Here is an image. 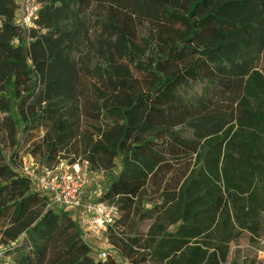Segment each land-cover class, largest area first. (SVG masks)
<instances>
[{"label":"trees","instance_id":"obj_1","mask_svg":"<svg viewBox=\"0 0 264 264\" xmlns=\"http://www.w3.org/2000/svg\"><path fill=\"white\" fill-rule=\"evenodd\" d=\"M0 0V247L11 264H255L264 0ZM202 90L193 91L195 84ZM88 161L120 216L99 259L22 167ZM0 264H9L0 259Z\"/></svg>","mask_w":264,"mask_h":264},{"label":"built area","instance_id":"obj_2","mask_svg":"<svg viewBox=\"0 0 264 264\" xmlns=\"http://www.w3.org/2000/svg\"><path fill=\"white\" fill-rule=\"evenodd\" d=\"M18 22L31 26L39 10L38 0H20ZM23 171L28 174L36 188L45 193L52 205L62 206L73 212L84 236L91 241L92 237H99L103 231L113 225L120 216L116 206L108 205L97 200L85 201V189L92 184L91 169L88 161L70 163L62 160L52 166H42L31 158L24 162ZM100 189L95 193L98 195ZM264 243V242H263ZM108 246L98 252L99 259H106L110 252ZM264 260V250L259 252Z\"/></svg>","mask_w":264,"mask_h":264},{"label":"rangeland","instance_id":"obj_3","mask_svg":"<svg viewBox=\"0 0 264 264\" xmlns=\"http://www.w3.org/2000/svg\"><path fill=\"white\" fill-rule=\"evenodd\" d=\"M203 84H195L193 88V93L199 92L202 90ZM31 161V158H25L24 162L27 164ZM91 178H92V184L85 189L83 198L85 201L90 200H97L96 191L100 188H103L105 185H107L109 181V176H107L104 172L100 171H92L91 170ZM93 246L96 248V250H102L105 247L108 246V238L106 235V232L103 231L101 234H99V237H92L90 239ZM264 239H257L252 237L250 234L245 233L242 238H240L238 244H233L232 248L233 250L237 248L244 249L249 254V260H255L257 252H262L264 250ZM110 248V247H108ZM110 252L112 255H115V253L110 248ZM6 251L4 247H0V259L6 260L9 264H11L12 260L10 256H6ZM260 254V253H259ZM263 260V259H262ZM255 264H261L255 261ZM264 264V262L262 263Z\"/></svg>","mask_w":264,"mask_h":264}]
</instances>
